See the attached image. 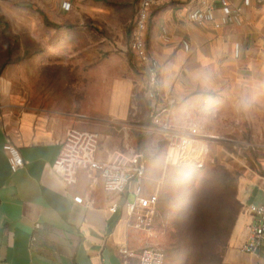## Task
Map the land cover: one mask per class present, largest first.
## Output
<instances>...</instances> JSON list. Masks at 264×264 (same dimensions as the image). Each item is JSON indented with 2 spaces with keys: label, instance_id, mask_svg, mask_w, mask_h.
Returning a JSON list of instances; mask_svg holds the SVG:
<instances>
[{
  "label": "crops",
  "instance_id": "0c3cea01",
  "mask_svg": "<svg viewBox=\"0 0 264 264\" xmlns=\"http://www.w3.org/2000/svg\"><path fill=\"white\" fill-rule=\"evenodd\" d=\"M65 1L74 2L6 0L0 15L9 20L19 16L18 26L35 30L46 25L38 9L58 4L65 12ZM228 1L240 8L241 23L226 17L219 27L214 24L209 12L220 13L221 0H161L150 9L146 49L163 63L160 86L175 102L172 121L178 130L186 129L192 120L211 127L231 112L264 115V0ZM14 3L21 10L8 7ZM190 7L203 24L190 19ZM127 98H119L111 112L129 116ZM77 116L58 105L29 107L17 99L1 104L0 264H123V245L135 253L146 246L144 229L132 224L125 208L132 194L106 191L96 169H80L71 185L54 172L67 130L72 126L94 130ZM7 142L18 147L25 160L15 172L4 150ZM134 152L126 136L118 142L116 134H100V159ZM244 183L242 203H264V179L250 176ZM75 196L83 201L77 202ZM113 203L118 204L115 212L110 210ZM235 246L233 261L264 263V246L258 255L240 254ZM127 260L138 264L137 255Z\"/></svg>",
  "mask_w": 264,
  "mask_h": 264
},
{
  "label": "rangeland",
  "instance_id": "374dc122",
  "mask_svg": "<svg viewBox=\"0 0 264 264\" xmlns=\"http://www.w3.org/2000/svg\"><path fill=\"white\" fill-rule=\"evenodd\" d=\"M137 1L74 0L65 12L46 5L49 18L62 24L58 28L25 29L17 25L19 16L3 15L0 106L16 99L29 107L58 105L99 134H116L118 142L126 136L146 160L144 193L158 194L151 226L144 229L146 246L162 249L165 264L186 258L201 264L213 254L219 264L233 261V248L246 234L240 213L245 179H264V115L230 111L206 126L212 136L206 154L200 152L205 141H196L190 159L170 163L169 144L151 120L145 72L130 48ZM124 96L130 114L122 118L111 109Z\"/></svg>",
  "mask_w": 264,
  "mask_h": 264
},
{
  "label": "built area",
  "instance_id": "2783aa9c",
  "mask_svg": "<svg viewBox=\"0 0 264 264\" xmlns=\"http://www.w3.org/2000/svg\"><path fill=\"white\" fill-rule=\"evenodd\" d=\"M161 0H140L137 6L136 18L130 35V48L136 63L146 75V96L149 101L151 119L157 130L169 144L168 161L180 163L192 157L193 147L198 139H204V147L201 155L208 151V139L211 135L206 133V126L199 120H192L183 131L174 127L172 121V108L174 100L163 94L160 86V74L163 63L146 49V34L148 17L152 7ZM220 13L213 9L209 12L214 24L219 27L224 19L235 23H241V10L232 7L228 0H221ZM71 3L63 2L62 7L69 9ZM189 17L198 24H203V19L190 7ZM241 45H238V55L241 53ZM100 134L95 130L84 129L78 126L70 127L62 141L60 152L53 164L54 172L68 185L77 181V173L80 169H96L100 172L103 187L106 191L118 194H132L133 199L126 198L125 208L132 219V224L140 229L151 226V221L156 212L158 194H145L142 185L146 160L142 152H134L132 155L121 153L108 159H100L97 150ZM7 159L11 171L15 172L25 165V160L15 145L11 142L4 144ZM199 155V156H201ZM201 158V157H199ZM198 158V161H199ZM201 165V163H199ZM77 202H82L83 197L75 196ZM118 208L117 203L110 207L112 212ZM241 217L244 222L246 234L243 240L235 246L238 253L245 255H258L264 246V203L246 201L242 203ZM39 224H36L38 227ZM121 253L123 264H128V257L138 256V264H164V251L158 247L145 246L139 253L133 252L123 245ZM224 264H247L236 261H228ZM264 264V263H254Z\"/></svg>",
  "mask_w": 264,
  "mask_h": 264
},
{
  "label": "trees",
  "instance_id": "16d2710c",
  "mask_svg": "<svg viewBox=\"0 0 264 264\" xmlns=\"http://www.w3.org/2000/svg\"><path fill=\"white\" fill-rule=\"evenodd\" d=\"M38 12L43 17L44 23L46 25L52 26V27H55V28H58V27L62 26L61 23L51 20L49 18V16L47 15V13L45 11H43L42 9H38ZM2 17L3 16L0 15V19ZM130 35H131V31H130ZM165 261H166V255H165ZM165 261H164V264H165ZM217 261H218L217 260V256L215 254H213V255H208L207 258H206V260H203L201 264H219V262H217ZM180 264H195V262L191 258H186L182 262H180Z\"/></svg>",
  "mask_w": 264,
  "mask_h": 264
},
{
  "label": "clouds",
  "instance_id": "9594fccd",
  "mask_svg": "<svg viewBox=\"0 0 264 264\" xmlns=\"http://www.w3.org/2000/svg\"><path fill=\"white\" fill-rule=\"evenodd\" d=\"M242 103H244L245 106H247L248 102L247 101H243Z\"/></svg>",
  "mask_w": 264,
  "mask_h": 264
}]
</instances>
